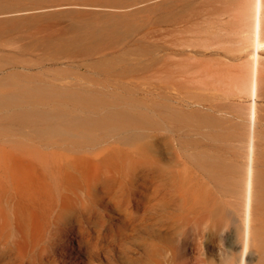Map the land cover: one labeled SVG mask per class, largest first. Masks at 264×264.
<instances>
[{
	"label": "rangeland",
	"instance_id": "rangeland-1",
	"mask_svg": "<svg viewBox=\"0 0 264 264\" xmlns=\"http://www.w3.org/2000/svg\"><path fill=\"white\" fill-rule=\"evenodd\" d=\"M254 13L255 0H0V146L137 143L156 127L166 141L240 146L255 102L264 163V49L250 91ZM224 220L217 231L205 222L207 248L186 245L183 260L238 264L237 222Z\"/></svg>",
	"mask_w": 264,
	"mask_h": 264
},
{
	"label": "bare ground",
	"instance_id": "bare-ground-1",
	"mask_svg": "<svg viewBox=\"0 0 264 264\" xmlns=\"http://www.w3.org/2000/svg\"><path fill=\"white\" fill-rule=\"evenodd\" d=\"M263 5L255 0L251 22L254 97ZM255 114L253 102L240 146L166 141L160 127L137 143L0 146V264L60 257L71 264H200L199 255L183 260L185 246L206 249L201 227L221 229L220 212L226 223L237 222L238 264L257 253L263 260L264 163L255 158Z\"/></svg>",
	"mask_w": 264,
	"mask_h": 264
}]
</instances>
